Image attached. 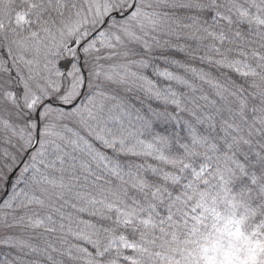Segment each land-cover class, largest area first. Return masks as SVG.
Returning <instances> with one entry per match:
<instances>
[{"label": "snow or ice", "instance_id": "obj_1", "mask_svg": "<svg viewBox=\"0 0 264 264\" xmlns=\"http://www.w3.org/2000/svg\"><path fill=\"white\" fill-rule=\"evenodd\" d=\"M0 264H264V0H0Z\"/></svg>", "mask_w": 264, "mask_h": 264}]
</instances>
